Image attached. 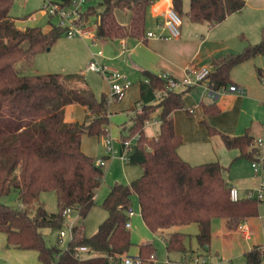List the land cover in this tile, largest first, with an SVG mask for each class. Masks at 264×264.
<instances>
[{"label":"trees","instance_id":"trees-1","mask_svg":"<svg viewBox=\"0 0 264 264\" xmlns=\"http://www.w3.org/2000/svg\"><path fill=\"white\" fill-rule=\"evenodd\" d=\"M14 0H0V197L15 191L18 205L0 201V232L6 245L19 250H34L41 264H120V256L132 246L130 231L125 227L126 210L136 195L140 215L152 232L165 233L167 251L190 254L185 244L187 234L171 228L195 223L197 246L206 249L211 241V219L225 218L228 229L258 214L255 198L232 201L230 185L218 161L191 164L177 149L182 137L174 130L172 112L184 109L182 90H166L161 97L157 91L166 89L160 74L143 70L138 80L139 97L131 114L128 134L122 141L135 137L128 162L139 164L142 173L128 183L110 186L101 205L106 217L91 235L84 232V218L94 204L95 191L103 178V170L93 156L80 149L83 134L104 138L108 135V102L104 93L96 97L80 73H28L34 57L47 51L64 29L48 19L47 28L31 26L21 29L9 14ZM67 4L70 0H60ZM82 12L86 22L97 16L95 38H124L145 36L147 11L154 0H96ZM245 0H171L172 8L191 22L209 26L223 21L229 14L241 10ZM130 13L128 24H120L114 9ZM264 55V26L260 40L248 43L236 53L211 59L206 85L218 91L231 80V68L247 59ZM259 79L263 77L257 68ZM78 104L84 109L82 121L65 120L66 106ZM202 113L216 115V103H202ZM158 110V132L152 137L144 126ZM210 135H218L227 149L237 150V157L252 160L259 152L256 139L248 129L240 135H229L200 120ZM52 191L57 211L48 212L40 193ZM70 208L79 220L71 227L72 238L66 248L47 245L41 228L60 229L65 221L63 211ZM86 246L94 255L79 259L75 249ZM243 264H264V242L254 244L244 253ZM140 264H153L156 249L152 242L138 245Z\"/></svg>","mask_w":264,"mask_h":264},{"label":"crops","instance_id":"crops-1","mask_svg":"<svg viewBox=\"0 0 264 264\" xmlns=\"http://www.w3.org/2000/svg\"><path fill=\"white\" fill-rule=\"evenodd\" d=\"M169 1L171 4V0ZM187 8L188 0L185 10ZM262 9H264V0H245V5L241 10L229 14L223 21L213 26H209L205 22L195 23L190 21V24H183L181 21L179 36L172 37L164 27V16L157 14L150 6L146 15L144 38L130 36L124 38H96L95 45L101 46V49L98 50L102 52V55L95 56L98 50H90L87 58L89 61L95 57L98 63L118 70L135 84L134 104L128 108V111L132 112L131 109L139 104L136 103L139 97L138 80L143 70L182 78L188 66L211 68L213 57L236 54L248 43H256L260 40V29L264 26ZM114 15L120 24H128L130 19L128 11L115 8ZM148 16L149 19L147 20ZM247 26L253 27V37L251 38L247 37V30L249 29ZM149 31L153 33L152 36L146 35ZM86 64H84V68ZM257 68H261L264 76V55L247 59L231 68L229 72L230 80L242 88V93L228 92L226 89H221L216 91L215 95H212L205 82L198 83L184 92V103L190 113H187L184 109H176L172 112L174 130L182 137V143L177 151L183 159L191 164L218 161L224 167V164L229 162L235 154L237 158V150L227 149L218 135H210L206 126L199 123L202 118H205L209 125L226 134L240 135L248 129L250 135L256 140L264 141V83L258 77ZM66 73L72 72L68 71ZM76 73L83 76L85 74L81 69ZM104 79L110 86L109 81L106 78ZM195 88H199L200 92L198 101L190 100L189 93ZM182 89L184 88L178 90ZM103 93L110 95L109 90H105ZM125 95L126 91L119 100ZM213 102L220 107V112L216 115L204 116L201 104ZM111 109L108 106L110 112L109 122L113 112ZM195 111H197L196 115H194ZM64 118L65 120L82 121L84 118L83 107L78 104L66 106ZM153 122L159 125L157 119ZM145 126L144 133L147 137L157 134L158 131L152 135H147ZM91 141H94L93 137L83 134L80 139V149L84 153L93 156L88 151ZM183 142L188 143L189 148L182 147ZM187 149H190L193 154L189 153ZM234 178L235 183L226 178L230 186L239 187V190L240 188L248 189L249 185H245V183L249 181H246L245 178H250L249 176L243 177L242 180L239 176L237 179ZM240 224L244 226L245 230H238V226L228 229L225 218H212L211 241L206 249L199 248L196 241L195 244H192L191 240L188 242L185 240V244L192 251L190 254L204 253L208 264H232L233 259L243 256V253L252 245L264 242V206L259 205L258 214L242 220ZM176 227L171 228V231H178ZM184 233L188 234L187 232ZM159 235L163 238L165 233H159ZM4 239L6 248L15 249L6 245L5 234ZM147 242L151 241L139 244ZM213 253L217 256V259H213ZM243 262L244 259H240L238 264H243ZM38 264L41 263L38 261Z\"/></svg>","mask_w":264,"mask_h":264},{"label":"rangeland","instance_id":"rangeland-1","mask_svg":"<svg viewBox=\"0 0 264 264\" xmlns=\"http://www.w3.org/2000/svg\"><path fill=\"white\" fill-rule=\"evenodd\" d=\"M43 2L44 0H14L9 14L14 17L15 25L21 29L31 26H40L46 29L48 26L49 16L43 10ZM96 3V0H86L85 8L88 5H96ZM184 4L186 7L187 0H184ZM185 7L183 10H185ZM261 12L264 13V9H262ZM148 19L149 16L147 17V20ZM51 21L54 22L55 20L52 19ZM96 21L97 16L92 15L88 22L91 26L95 27ZM181 21L183 24H190V20L185 15L181 16ZM247 28H249L247 30V37H253V27L247 26ZM98 49H101V46L98 44L95 45V40L92 41L86 36L68 38L65 35H61L47 51L36 55L31 67L26 69L29 71L28 73H66L68 71L79 72L81 69L85 73L84 77L95 96L100 97L105 90H109L110 94V86H108L105 79L101 75L84 68V64L88 62L87 54L89 51H97ZM130 83V86L126 89V95L121 100L114 101L110 98L108 102V106H110L113 111L108 125V134H110L112 144L116 148H119L120 143L122 142L121 137L128 134V126L130 124L132 114V112L128 111V108L134 104V97L136 94L135 84L132 81H130ZM189 95L191 97L190 100L198 101L200 98L199 88L192 90ZM196 114L197 111L194 112V115ZM155 119L158 120V110L153 113L151 120L146 123L145 127L147 135H152L158 131V124L153 122ZM89 136L93 137L94 141H91L88 151L92 153L96 162L97 159H102L103 163L101 164V168L103 170V178L95 191L94 204L84 218V232L86 235L94 233L98 224L107 215V212L102 207L101 202L107 194L110 186L114 183H128L142 173V167L139 164H132L123 161L120 158L119 152L108 154L104 138H98L92 135ZM129 139L133 142L134 136ZM189 146L190 145H188V143L183 142L182 144V147L185 148H189ZM187 150L189 153L193 154L190 149ZM223 173L230 182L234 183V177L237 179L239 176L242 180L243 177L249 176L250 178H245L246 181H249L245 183V185H249L248 189H255L259 185L261 177L260 173H254L251 167V160L244 157L236 158V154L231 157L229 162L224 164ZM254 179L256 180L255 183ZM237 188L240 194L245 192L244 188H240L242 191L239 190V187ZM39 200L43 203L44 208L48 212L57 211V203L54 192H41ZM0 201L7 205L15 206L19 204L15 191H11L9 194L0 197ZM259 205L264 206V203L259 202ZM131 208L133 209V215L129 218L130 227H128V229L130 231L132 246L127 253L133 256L137 253L139 243L151 241L156 249V264H178L183 257L181 256L182 253L179 251H167L159 233L150 231L144 224L140 215L136 195H132L131 197ZM78 220L79 217L77 214L72 212L65 216L64 224L60 229L69 233V225H73ZM176 228L178 231L188 233L185 239L186 242L191 240L192 244H195V233L198 231L195 223H190ZM60 229L52 230L48 227L41 228V232L43 233L47 245H55L61 249L66 248L70 237L67 234L60 240L58 238V232ZM212 256L213 259H217V256L214 253ZM240 259L243 260L244 257H237L233 259L231 263L238 264ZM0 264H38V259L34 250L6 248L4 234L0 233Z\"/></svg>","mask_w":264,"mask_h":264},{"label":"built area","instance_id":"built-area-1","mask_svg":"<svg viewBox=\"0 0 264 264\" xmlns=\"http://www.w3.org/2000/svg\"><path fill=\"white\" fill-rule=\"evenodd\" d=\"M86 0H70L65 4L60 0H44L42 6L44 12L54 19L55 23L64 29V35L68 38L72 37H88L92 41L95 40V27L91 26L89 22H86L82 18V12L85 10ZM152 9L157 13L164 16V27L168 30L172 37H177L180 34L181 16L172 8L169 0H154L151 4ZM147 36H152V32H147ZM102 55V52L98 50L95 56ZM85 68L90 71H94L103 76L109 81L110 84V97L121 98L126 89L130 86V81L118 70L108 67L107 65L100 64L96 61L95 57L90 59ZM210 73L209 67H196L188 66L185 69V74L182 78H175L169 74H160L167 82L166 89L157 91L156 97L159 98L166 93V90H178L179 88L193 87L198 83L204 82L206 76ZM260 81L264 83V76L260 78ZM208 87V86H207ZM209 88V87H208ZM228 92L242 93L243 90L234 83L229 84L225 88ZM211 90V94L215 95L216 91ZM109 135V134H108ZM104 137L108 154L119 152L120 158L128 162L129 154L132 151V147L135 141L126 139L120 143L119 148H116L112 144L110 135ZM256 146L259 148V152L251 160V167L255 174H261L259 185L255 189H245L243 194H240L236 186H230L229 197L232 201L239 200L240 198H255L258 202L264 203V141L256 140ZM97 164L101 166L102 159H97ZM72 213L70 208L63 211V215L66 216ZM128 220L125 223V227L130 226L129 218L133 215V209L128 207L126 210ZM72 225H69V233L60 229L58 232V238L61 240L67 234L70 239L72 238L71 232ZM238 230H245L242 224L238 225ZM163 240V238H162ZM74 256L79 259H85L94 256L86 246H79L75 249ZM120 264H140L138 253L136 255H129L123 253L120 256ZM153 264H156V258L153 260ZM178 264H207V257L204 253L185 254Z\"/></svg>","mask_w":264,"mask_h":264}]
</instances>
